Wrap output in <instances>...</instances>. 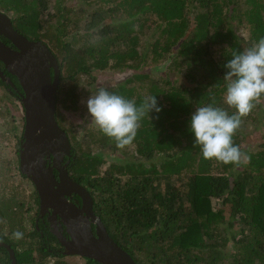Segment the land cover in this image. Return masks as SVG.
<instances>
[{
    "label": "trees",
    "instance_id": "trees-1",
    "mask_svg": "<svg viewBox=\"0 0 264 264\" xmlns=\"http://www.w3.org/2000/svg\"><path fill=\"white\" fill-rule=\"evenodd\" d=\"M71 3L0 0V12L58 63L55 119L71 146V179L90 195L110 238L136 264H264V134L258 149L244 148L247 135L264 129V96L233 137L250 157L246 164L204 159L190 130L198 107L235 113L225 102L224 65L264 37V0H79V11ZM111 75L109 92L137 106L155 96L161 109L142 118L123 149L97 125L78 138L77 122L69 120V112L86 120L82 98L98 92L99 77ZM5 87L0 78V142L15 140V150L23 108ZM8 155L5 160L0 151V242L13 250L16 264H46L42 255L39 262L31 257L40 240L34 227L28 233L23 227L27 200L5 184L26 179L17 157ZM34 197L37 204L35 191ZM17 231L24 240L13 236ZM0 264H10L3 247Z\"/></svg>",
    "mask_w": 264,
    "mask_h": 264
},
{
    "label": "water",
    "instance_id": "water-1",
    "mask_svg": "<svg viewBox=\"0 0 264 264\" xmlns=\"http://www.w3.org/2000/svg\"><path fill=\"white\" fill-rule=\"evenodd\" d=\"M0 63L17 79L23 97V133L19 148V171L34 186L41 210L51 209L69 236L67 240L55 228L51 233L63 248L64 256L92 260L97 264H136L108 235L100 219L92 211V199L85 188L71 179L60 166L70 156L71 146L55 119V93L59 83V66L47 46L31 41L14 30L10 18L0 12ZM2 81L10 82L0 71ZM52 156V160L50 159ZM57 172V179L54 177ZM75 195L78 206L67 200ZM55 218V217H53ZM95 226V235L91 225ZM16 264L13 250L0 242Z\"/></svg>",
    "mask_w": 264,
    "mask_h": 264
},
{
    "label": "clouds",
    "instance_id": "clouds-1",
    "mask_svg": "<svg viewBox=\"0 0 264 264\" xmlns=\"http://www.w3.org/2000/svg\"><path fill=\"white\" fill-rule=\"evenodd\" d=\"M224 78L228 81L226 104L234 108V114L220 107L206 105L196 108L190 119L194 134L193 146H200L203 158L215 159L223 164L239 167L249 162L250 157L234 143L233 137L246 117L264 96V37L243 52H234L226 62ZM87 111L95 124L106 136L116 142L117 148L130 145L140 127V121L151 111L159 113L155 96L146 97L137 106L135 100L109 92L101 87L87 102ZM21 239L23 233H13Z\"/></svg>",
    "mask_w": 264,
    "mask_h": 264
},
{
    "label": "flooded vegetation",
    "instance_id": "flooded-vegetation-1",
    "mask_svg": "<svg viewBox=\"0 0 264 264\" xmlns=\"http://www.w3.org/2000/svg\"><path fill=\"white\" fill-rule=\"evenodd\" d=\"M0 40L5 45H7L8 47L15 49L9 41H7L3 38H0ZM0 71L2 72V74L5 78H8L10 80V82L3 81V83L6 85L5 90L14 99H16L20 102V99L23 97V92H22V89L20 88V86L17 82V79L15 77L11 76L10 74H8V72L4 69L3 66H1V64H0ZM0 89H2V88H0ZM21 139H22V137H21ZM20 140H19V148H20ZM19 148L14 150V153L17 157L18 169H19V159H18ZM50 159L51 160L53 159L51 155H50ZM72 161H73L72 160V151H70L69 157L64 156L62 161H60V166L63 168L65 166V169L68 171L69 175H71L69 171H70V168L72 165ZM54 177L57 179L56 170H54ZM28 182L32 186L33 190L35 191L33 184L29 180H28ZM36 198H37V204L35 203V197L34 198L28 197L27 203L30 201L29 199H31L30 203L35 206V209L32 212L29 207H26V212H27L26 216L28 217V214L32 213L31 214L32 217L30 216V218H27L25 216L26 221L30 222L31 227L32 228L34 227V229L36 231H38V233L40 234V237H41L40 244H39L38 248L35 246V247H33L34 249L31 248V251L35 252L37 255H38V253L40 255H42V253L44 255L45 254L52 255L53 259L58 260V261L61 260V257L71 258V259L77 258V257H73V256H64L62 254L63 248L58 243L56 237L51 233V231L55 228V230H57V232H60L61 235L68 240L69 236L65 232L66 228L64 227L61 219L57 215H53V211L51 209L45 208L44 210H41L37 193H36ZM67 200L75 206H78V204L76 203V201H78L79 205H80V200L75 195H72V198H67ZM53 217H55V218H53ZM91 232L93 235H95V226L93 224L91 225ZM26 250H30V249H26ZM49 258H51V256ZM80 259L86 263L85 258H80Z\"/></svg>",
    "mask_w": 264,
    "mask_h": 264
},
{
    "label": "rangeland",
    "instance_id": "rangeland-1",
    "mask_svg": "<svg viewBox=\"0 0 264 264\" xmlns=\"http://www.w3.org/2000/svg\"><path fill=\"white\" fill-rule=\"evenodd\" d=\"M71 1H72V3L70 4V6L74 7V9L77 10V11L81 10V7L79 6V0H71ZM87 9L92 10L94 8H93V6L90 5L89 7H87ZM237 31L241 35V37H244V38L248 37V32L245 29H243L242 27L237 28ZM114 76L115 75L101 76V77L98 78V80H96L95 85L100 86V87H104L107 84H113L114 79H115ZM3 92L4 91L2 89H0V97H2L4 95ZM87 100H88V98L86 100L82 98V100L80 102V108L81 109H85V104H86ZM0 105L3 108V105H4L3 100H0ZM13 105L17 106V102H15L14 104L12 102L11 113L16 115V119L18 120V119H20V116H19L20 111H19L18 108H17V110H15L13 108ZM86 106H87V104H86ZM80 112H81V110H80ZM83 113L85 114V118H86L85 121L78 119L79 118V113L69 112V120L77 122V124L75 125V128H76V135H77L78 138H80L84 134L86 129L96 126L94 120L88 114V111L84 110ZM21 126H22V122H20L19 125H18V127H19L18 128V132L21 131ZM263 134H264V129H262V130L258 129V130H256V132H254V133L252 132L249 136L247 135V137H246L247 142H246L244 148L248 147L251 150L258 149L257 147H258V145L261 142V137L263 136ZM14 144H15V140L11 141L10 143H8V142L1 143L0 151L2 152V156H3V158L5 160L9 158L8 153L11 152L10 158L14 162H16V155H15L14 149H13V147H14L13 145ZM4 146H6V148H4ZM110 159H112V158H110ZM69 176L71 177V175H69ZM5 184H6V186H10L11 187L10 189L13 188V189L17 190L16 192H18L20 194L19 196H20L21 200H23V201L24 200H28V197H30L31 195H32L31 198H33L34 190H33L32 186L30 185V183L28 182L27 179L18 177L13 182H11L10 180H7L5 182ZM19 191H21V193L23 195H21V193ZM29 200L30 201L28 202L27 207H29L30 210L33 212L34 209H35V206L30 203L31 199H29ZM31 214H28V217L27 216L26 217L30 218ZM23 227L25 229V232H28L30 230L32 231V227L30 225V222H27L25 219H24V222H23ZM36 238H39V240H40L41 239L40 234ZM22 239L23 240L25 239V235H23ZM24 249H27V247L23 248L22 250H24ZM34 255H37V254L35 252L31 251V257L34 256ZM37 256L38 257L36 258V261L39 262L40 254H38ZM42 257L46 258L47 256L42 254ZM53 261H54L53 258H46L44 262H46V264H52ZM59 261L60 262H64L65 264H86L85 262H83L80 259V257H77V258H74V259L61 258V260H59Z\"/></svg>",
    "mask_w": 264,
    "mask_h": 264
}]
</instances>
